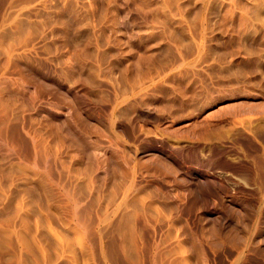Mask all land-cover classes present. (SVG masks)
<instances>
[{
	"label": "rangeland",
	"instance_id": "1",
	"mask_svg": "<svg viewBox=\"0 0 264 264\" xmlns=\"http://www.w3.org/2000/svg\"><path fill=\"white\" fill-rule=\"evenodd\" d=\"M0 264H264V0H0Z\"/></svg>",
	"mask_w": 264,
	"mask_h": 264
}]
</instances>
